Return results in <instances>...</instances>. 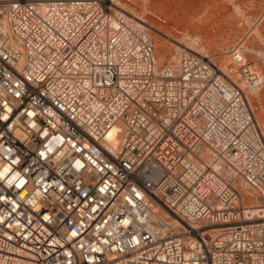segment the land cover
Returning <instances> with one entry per match:
<instances>
[{"label": "built area", "instance_id": "built-area-1", "mask_svg": "<svg viewBox=\"0 0 264 264\" xmlns=\"http://www.w3.org/2000/svg\"><path fill=\"white\" fill-rule=\"evenodd\" d=\"M229 58L156 65L114 0H0V264H264L262 77Z\"/></svg>", "mask_w": 264, "mask_h": 264}, {"label": "rangeland", "instance_id": "rangeland-1", "mask_svg": "<svg viewBox=\"0 0 264 264\" xmlns=\"http://www.w3.org/2000/svg\"><path fill=\"white\" fill-rule=\"evenodd\" d=\"M114 1L146 28L156 65L175 63L180 48L209 56L228 74L230 52L238 48L244 62L262 77L245 96L264 137V0ZM242 203L250 205L251 199L245 197Z\"/></svg>", "mask_w": 264, "mask_h": 264}, {"label": "bare ground", "instance_id": "bare-ground-1", "mask_svg": "<svg viewBox=\"0 0 264 264\" xmlns=\"http://www.w3.org/2000/svg\"><path fill=\"white\" fill-rule=\"evenodd\" d=\"M133 17V16H132ZM135 19H137L136 17H134ZM188 48V47H187ZM189 49V48H188ZM181 49L179 48L178 50H177V52H176V55H175V60L177 59V53L180 51ZM257 87H255V88H253V89H256ZM253 89H251V90H253ZM114 132H115V128L114 127H111V128H109L108 129V131L106 132V134H105V138H107V139H111L112 137H113V135H114ZM246 189H244V188H242V187H240V191L241 192H244ZM247 196V195H246ZM248 198H250L251 199V201L253 200L252 198H251V196L249 195V196H247Z\"/></svg>", "mask_w": 264, "mask_h": 264}]
</instances>
